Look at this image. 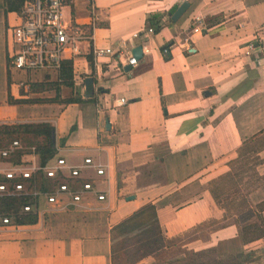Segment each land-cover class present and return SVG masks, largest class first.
<instances>
[{"label": "crops", "instance_id": "obj_1", "mask_svg": "<svg viewBox=\"0 0 264 264\" xmlns=\"http://www.w3.org/2000/svg\"><path fill=\"white\" fill-rule=\"evenodd\" d=\"M184 1L187 10L173 22L169 13ZM4 8L0 0V124L50 123L52 160L91 158L104 174L82 171L76 187L87 181L96 192L77 204L67 196L55 205L40 200L36 224L0 225V264H112V229L146 204L155 206L165 250L179 240L180 257L213 249L214 264L238 255V264H264V178L253 206L246 197L254 215L243 221L227 214L209 184L220 163L231 165L264 137V0H66L64 20L84 38L65 53L73 85L58 93L28 88L58 80V71L9 69L7 29L19 20ZM164 13L162 28L148 32L147 18ZM137 46L142 56L132 66ZM109 47L113 53L94 54ZM71 95L92 100L60 102ZM156 160L162 181L140 187V168ZM260 169L264 175V157ZM44 214L57 216L53 227ZM154 263L147 255L134 264Z\"/></svg>", "mask_w": 264, "mask_h": 264}, {"label": "built area", "instance_id": "obj_2", "mask_svg": "<svg viewBox=\"0 0 264 264\" xmlns=\"http://www.w3.org/2000/svg\"><path fill=\"white\" fill-rule=\"evenodd\" d=\"M66 0H32L25 1L18 14L19 22L7 29V62L9 69L22 71L28 76L41 71H58L65 53L75 52L77 43L84 38L80 27L64 20L63 6ZM200 25L195 27L198 30ZM152 29H148V32ZM138 36V34H134ZM109 48H97L96 56L111 54ZM137 60L130 56L129 65H136ZM123 100H121L122 102ZM27 147L18 139L0 142V198L7 196H32L38 201L44 200L55 205L61 202L62 196L70 198V204H77L86 192H96L90 182L78 185L82 171L93 169L96 175L104 174V167L85 158L82 165H69L64 158L53 159L44 165L39 164L35 148L30 146L31 153L22 156L21 163H12L11 157L17 151ZM65 173H67L65 177ZM42 174L50 180L48 189H38L36 178ZM16 178L21 181L12 182ZM34 179V180H33ZM99 200L103 194H97ZM24 211H31L32 207L25 206ZM38 211V208H35ZM4 224L8 218H2Z\"/></svg>", "mask_w": 264, "mask_h": 264}, {"label": "trees", "instance_id": "obj_3", "mask_svg": "<svg viewBox=\"0 0 264 264\" xmlns=\"http://www.w3.org/2000/svg\"><path fill=\"white\" fill-rule=\"evenodd\" d=\"M25 1L32 0H4L5 12H14L19 14ZM166 18V13L162 15H150L147 18V27L152 29L153 32L159 31ZM167 21V19H165ZM169 23H171L169 21ZM90 60L91 58L88 57ZM58 80L56 81H43V82H29L30 92H42L47 90H55L57 93L62 84L72 87V62L71 60H62L57 74ZM92 100L90 98L81 99L71 95L65 100H60L62 103L81 102ZM11 103H29L35 102L33 99H17L13 100L8 98ZM22 136H25L22 139ZM53 135V126L50 123H14V124H0V142L11 141L19 139L24 141L27 147L24 150L17 151L12 156L10 162L21 163L22 156L29 155L31 151L27 148L33 146L37 154L39 164L44 165L54 158L56 149L51 141ZM41 139L40 142H29L30 137ZM28 141V142H27ZM140 176L138 184L140 187L150 185L151 183L160 182L163 179L165 170L162 160L148 164L140 168ZM21 178H16L12 182L21 181ZM34 180V179H33ZM38 189H48L51 186L50 180L46 179L42 174L36 178ZM25 206L32 207L31 211H24ZM38 200L32 196H7L0 198V225H34L38 222ZM2 218H8V223L4 224ZM159 221L156 214V209L153 204H146L133 212L129 217L120 222L112 229V264H134L141 258L147 255H154V264H212L213 262L207 259L208 253L212 254L213 249L203 252H195L187 250L184 257L178 256L176 253L165 250L166 240L163 237L160 229ZM140 231L141 240L131 241L126 246H119V242L128 238L129 233ZM129 247V248H126ZM125 248V249H122ZM172 249V248H171ZM124 250L123 252H121ZM180 252V251H179ZM199 253V259L196 260V254ZM197 255V256H198ZM203 255V256H201ZM244 258L242 255L232 257L231 264L240 263V259ZM207 260V261H206ZM214 264V263H213Z\"/></svg>", "mask_w": 264, "mask_h": 264}, {"label": "rangeland", "instance_id": "obj_4", "mask_svg": "<svg viewBox=\"0 0 264 264\" xmlns=\"http://www.w3.org/2000/svg\"><path fill=\"white\" fill-rule=\"evenodd\" d=\"M21 137L23 139L25 136L21 135ZM28 141L37 143L40 142L41 139L30 137V140ZM21 142L25 143L24 141ZM262 147H264V137L260 136L250 142L248 146H245L248 151H244L243 153H241L239 159H237L229 166L227 163H220L219 167L215 168L214 172L212 173L214 174L212 175V178L215 175L219 174L209 182L213 194L217 197L215 199H217V201L226 208L227 214L234 215V219L236 220L239 219L240 221H243L246 216H249V214L254 215V212L252 213V210L246 201V197H248L247 195L251 193V197L248 199V201L253 206V202H256L255 197L259 194L258 186L259 184H261L264 175L262 173H259L263 171V169L257 171L256 166L263 159L264 153H261V155H257L256 152H260V149ZM262 190L264 191V188H262ZM55 216L56 215L50 216L48 214H44V222L47 221L48 224H51H49V227H53L52 222H56L57 218V216ZM259 224V221L255 219L254 225L259 227ZM53 225L56 226L57 223H53ZM129 234L130 235H128V238L123 239L119 242V246H126L131 241L141 240L142 238L140 231H134ZM190 237L191 236H189V238ZM178 242L179 240H172L167 242L168 245H175V247L173 246L172 249H170L171 254L176 253L177 255H179L180 249L177 245L180 243ZM123 251L124 250H122L121 252Z\"/></svg>", "mask_w": 264, "mask_h": 264}, {"label": "water", "instance_id": "obj_5", "mask_svg": "<svg viewBox=\"0 0 264 264\" xmlns=\"http://www.w3.org/2000/svg\"><path fill=\"white\" fill-rule=\"evenodd\" d=\"M188 6L189 5L186 1L181 3L174 11L169 13L170 19L173 22L177 21L181 17V15L187 10ZM166 52H168L167 49H166ZM133 56L135 57L136 60L141 58V56H142L141 46H137L134 48ZM128 68H129V66H128ZM51 141H52V143L54 142V136L53 135H52ZM129 199H131V198H129Z\"/></svg>", "mask_w": 264, "mask_h": 264}]
</instances>
